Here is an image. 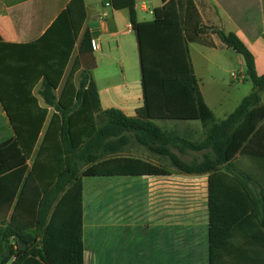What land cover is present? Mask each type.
Masks as SVG:
<instances>
[{
	"label": "trees",
	"instance_id": "1",
	"mask_svg": "<svg viewBox=\"0 0 264 264\" xmlns=\"http://www.w3.org/2000/svg\"><path fill=\"white\" fill-rule=\"evenodd\" d=\"M138 1L145 0H111L114 9L130 11L137 35L143 105L136 117L119 109H102L92 77L97 66L92 36L81 35L84 0H71L34 42L18 45L0 39V104L14 131L0 143V264H85L84 194L66 193L84 171L124 153L133 142L166 158L182 174L212 173L225 164L230 172L231 159L264 121V103H260L264 75L257 74L254 56L234 32L202 26L200 33L217 34L228 49L243 57L255 91L201 141L160 127L156 121H198L197 93L176 0H162L153 11L154 19L145 22L137 20ZM189 151L204 152L202 160L184 161L181 155ZM117 169L119 176L129 170L131 175H143L136 165ZM65 203L77 209L80 233L68 263H54L43 237ZM209 204L214 223L213 194ZM214 264H230L229 244Z\"/></svg>",
	"mask_w": 264,
	"mask_h": 264
},
{
	"label": "crops",
	"instance_id": "2",
	"mask_svg": "<svg viewBox=\"0 0 264 264\" xmlns=\"http://www.w3.org/2000/svg\"><path fill=\"white\" fill-rule=\"evenodd\" d=\"M151 1L136 3L139 22L152 21L153 11L162 6L159 0V5L150 8ZM70 2L0 0L1 41L21 45L38 40ZM84 2L86 21L81 35L89 32L92 43L97 45L93 54L97 66L92 77L102 109H119L129 117H136V111L143 105L142 72L130 11L114 9L111 0ZM176 3L200 113L198 121L186 122L192 128L185 134L201 141L255 87L249 95H242L241 86L250 81L243 57L228 49L217 34H202L200 28L217 27L234 32L254 56L256 72L262 76L264 0H176ZM149 15L151 19H147ZM76 56L77 52L70 67ZM39 88L40 85L36 94ZM260 103H264V93L260 94ZM0 116L4 120L0 129L5 126L11 138L14 131L1 104ZM203 154L189 151L183 156L192 162L202 160ZM229 164L230 172L225 164L219 171L198 175L182 174L167 165L165 176L138 177L141 181L150 178L151 194H103L109 195L103 201L104 206L106 203L109 206L106 208H100L98 202L93 204L87 194L86 204L83 203L84 263L214 264L227 243L230 264H264V121ZM181 189H185L184 194H176ZM210 194H213L214 223L208 217ZM99 196L102 194L95 195L97 199ZM112 207L115 209L109 210ZM100 210L107 212V220L98 221ZM90 214L93 218L89 220Z\"/></svg>",
	"mask_w": 264,
	"mask_h": 264
},
{
	"label": "rangeland",
	"instance_id": "3",
	"mask_svg": "<svg viewBox=\"0 0 264 264\" xmlns=\"http://www.w3.org/2000/svg\"><path fill=\"white\" fill-rule=\"evenodd\" d=\"M153 5H159V0H152L149 3V7L152 8ZM151 18L152 17L150 15L147 16V19ZM230 85L233 86V82L230 81ZM241 87L242 95H249L253 90V84L250 81L246 82ZM3 121V118L0 116V126L3 125ZM100 123L102 124V119H100ZM156 123L165 131L178 133L180 135H184L189 128H192V125L186 122L156 121ZM8 137L7 129L5 126H3L2 129H0V143L9 139ZM174 152L178 154L176 150H174ZM196 156H198L197 153ZM181 158L186 162L191 161L190 158L183 155H181ZM156 160L162 162L164 166L161 165L162 163L157 164L155 162ZM135 165L139 168H142L140 172L143 175H135L136 173L131 175L132 173H130V170L127 172V175L123 174L122 172L120 176L115 175L119 174L120 172L118 171L119 169H117L118 166L133 168ZM167 165L171 166L170 162L166 158L163 159L157 157L151 154L144 147L133 142L129 147H127L124 153L107 157L99 165L84 171L79 183L75 187H72L66 194H85L83 201L85 204L86 196L88 194L93 204L98 202L100 208H106L109 206L107 203L104 206L103 201L109 195L103 197V194H151L150 191L152 190L153 183L150 181V178L141 181L138 177L165 176L167 171L165 166ZM179 184L180 183H176V186ZM183 190L185 189L176 191V194H184ZM96 194H102V196H99L97 199L95 197ZM113 208L114 207L109 210H112ZM76 210L77 209L75 208L72 209V207L66 203L62 205L57 211V214L55 215L45 236L43 237L45 251L48 254L49 259L54 263L55 260H63L62 263H68L72 253L77 249V247L74 246L76 245V240L80 233L79 229L81 226V221L77 218L79 215L76 214ZM105 213L107 212L104 210L99 211L97 214L99 222L104 221V219L107 220L108 217L105 215ZM205 216L206 215L203 216V220L206 221ZM209 216L210 213L208 217ZM90 218H93L91 214L88 216L89 220ZM69 263L71 262L69 261ZM86 263L96 264L95 262L89 261Z\"/></svg>",
	"mask_w": 264,
	"mask_h": 264
},
{
	"label": "built area",
	"instance_id": "4",
	"mask_svg": "<svg viewBox=\"0 0 264 264\" xmlns=\"http://www.w3.org/2000/svg\"><path fill=\"white\" fill-rule=\"evenodd\" d=\"M94 49L97 48V45L93 44Z\"/></svg>",
	"mask_w": 264,
	"mask_h": 264
}]
</instances>
